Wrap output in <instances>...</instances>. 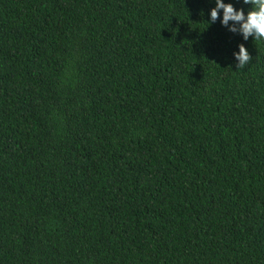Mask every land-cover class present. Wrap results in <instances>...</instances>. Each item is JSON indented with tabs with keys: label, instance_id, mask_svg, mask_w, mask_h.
<instances>
[{
	"label": "trees",
	"instance_id": "obj_1",
	"mask_svg": "<svg viewBox=\"0 0 264 264\" xmlns=\"http://www.w3.org/2000/svg\"><path fill=\"white\" fill-rule=\"evenodd\" d=\"M0 264H264V0H0Z\"/></svg>",
	"mask_w": 264,
	"mask_h": 264
}]
</instances>
